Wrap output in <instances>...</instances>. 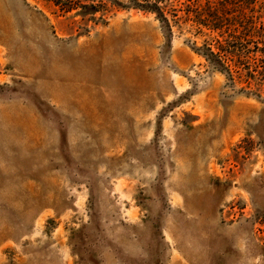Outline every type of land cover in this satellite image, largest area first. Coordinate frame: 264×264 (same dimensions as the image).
Returning <instances> with one entry per match:
<instances>
[{
  "label": "rangeland",
  "instance_id": "1",
  "mask_svg": "<svg viewBox=\"0 0 264 264\" xmlns=\"http://www.w3.org/2000/svg\"><path fill=\"white\" fill-rule=\"evenodd\" d=\"M167 17L0 0V264H264V85Z\"/></svg>",
  "mask_w": 264,
  "mask_h": 264
},
{
  "label": "trees",
  "instance_id": "2",
  "mask_svg": "<svg viewBox=\"0 0 264 264\" xmlns=\"http://www.w3.org/2000/svg\"><path fill=\"white\" fill-rule=\"evenodd\" d=\"M175 1L131 0V3L135 8L155 13L169 31L170 11L174 22L190 21L199 34L204 33L212 42L206 40L201 48H196L212 68L226 73L231 83L237 78L251 91L264 85V15L258 22L252 0H186L180 2L179 9L173 8L178 4H173ZM178 11L184 14L179 16Z\"/></svg>",
  "mask_w": 264,
  "mask_h": 264
}]
</instances>
